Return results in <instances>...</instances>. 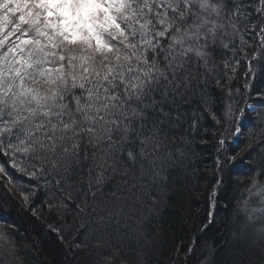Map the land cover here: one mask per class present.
I'll return each instance as SVG.
<instances>
[{
  "label": "snow or ice",
  "instance_id": "6c2138e0",
  "mask_svg": "<svg viewBox=\"0 0 264 264\" xmlns=\"http://www.w3.org/2000/svg\"><path fill=\"white\" fill-rule=\"evenodd\" d=\"M205 113L214 181L201 231L226 177L251 176L250 197L264 205V0H0V175L24 201L0 181V222L9 200L37 215L29 197L43 191L60 222L49 231L65 244L78 237L66 255L99 264L113 222L154 214L193 143L210 142L197 141ZM234 211L237 233L258 237L245 264H264V206ZM17 261L0 228V264Z\"/></svg>",
  "mask_w": 264,
  "mask_h": 264
},
{
  "label": "trees",
  "instance_id": "16d2710c",
  "mask_svg": "<svg viewBox=\"0 0 264 264\" xmlns=\"http://www.w3.org/2000/svg\"><path fill=\"white\" fill-rule=\"evenodd\" d=\"M244 70V63L241 62L235 73L237 79L232 82L233 88L242 83ZM224 91L223 82L221 87L214 90V107L217 110L222 105ZM251 120L252 117H249L244 123L247 125ZM201 124L207 131L196 134L197 141L200 135H204L210 142L193 143L191 159L186 160L184 167L172 177L170 188L164 194L165 199L158 209L153 210L154 214L142 215L137 212V220L122 218L119 222H113L108 229V243L101 244L96 250L99 264H245L250 258V252L258 247V237L253 229L237 233V229L244 225V217L234 210L237 209V202L242 205L244 200L249 199L250 207L264 206L260 203V197H250L248 187L251 176L226 177L225 183L216 189L215 207L211 209L214 222L201 231V224L208 223L209 193L214 181L211 142L214 121L205 113ZM188 170H194L191 172L192 180L185 175ZM257 179L264 183V178ZM0 181L7 185L15 201L24 205L12 183L3 175H0ZM255 191L252 189L253 193ZM2 198L3 192L0 191V202ZM29 199L37 215H31L29 208L22 210L9 200L3 217L8 223L0 222V228L15 237L17 264H71L73 261L80 264V259L66 255L72 250L70 244L75 243L78 237H66L69 243L65 244L47 227L49 221L60 222L48 216L45 193L37 191ZM66 223L71 226V217L67 218ZM241 242L244 247L240 246ZM189 245H192L191 253L187 251ZM104 253H108L110 258L105 259Z\"/></svg>",
  "mask_w": 264,
  "mask_h": 264
}]
</instances>
